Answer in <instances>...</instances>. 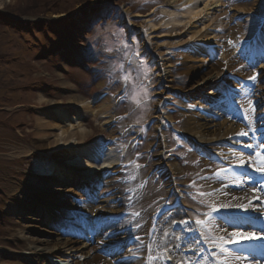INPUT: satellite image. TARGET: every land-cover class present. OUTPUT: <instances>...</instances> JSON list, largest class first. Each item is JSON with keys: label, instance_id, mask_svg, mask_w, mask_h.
<instances>
[{"label": "rangeland", "instance_id": "1", "mask_svg": "<svg viewBox=\"0 0 264 264\" xmlns=\"http://www.w3.org/2000/svg\"><path fill=\"white\" fill-rule=\"evenodd\" d=\"M203 1L191 0L190 3L185 4V1L168 3L167 0H156V2L153 0H0V16H5L0 18V263L14 264L13 252L16 250L21 252L17 242L12 241L8 236L10 223L6 204L11 200V188L14 186L26 187L29 182H32V179L37 178L33 175L36 173V163L33 158L37 151L41 150L37 145L46 146L47 143H45L46 141H37L34 136L36 118L43 117L46 113L50 117V111L57 110V106L61 108L70 106L71 102L69 101L73 95H78L83 100V104H80L78 109H83L82 105L93 107L101 101H108L109 105L105 114L96 118L94 113L88 114L87 110H81L83 118L78 123L81 125V129L87 132L83 143L87 144L98 139L118 138L115 147L117 152L113 151L114 156L117 157L118 152L124 149L126 141L123 139L125 136L132 135L131 131L125 129L130 125H121L120 116L122 113L124 114L126 108L125 113H128V110L132 108L133 105L129 106V103L133 104L138 98H148L150 91L157 89L155 96L152 97L153 103H150V109L148 110V106L143 107L137 110L135 115L129 117L138 125L146 121L147 118L148 137L145 136L140 142L142 150H134L131 154L135 163L127 167L122 166L120 182L128 183V185L126 188L122 185L119 186L120 193H122L120 197L124 195L126 200H135L137 201L136 205H142V209L148 211L146 201L157 184L148 185L152 182L151 179L147 183L146 180L142 181V177L144 174L147 175L148 171L157 164L162 136L164 144H166L163 151L166 156H173L172 158L175 160V155L171 154V150H168L169 136L166 130L158 131V126L162 122L159 116L164 114L163 120L175 123L177 129L185 134L182 126L189 114L196 115L192 116L194 120L202 118L197 112H186V107L181 105L183 98L195 101L199 96L192 98L193 93H203L198 89L199 87H195L196 82L200 79L199 75H203L208 70L211 72L216 68L223 73L219 79L215 80L216 83L219 80H228L226 74L229 71L226 72L224 68H221L223 64L216 59L207 62L206 66L197 71L196 75H191L187 79H184L183 75H178L184 65L180 62L181 57L188 55L194 57V61L200 57L203 58L204 52L199 50L197 45L182 49L190 42L196 44L197 41H187L189 35L182 33L180 26L189 22L185 18V10H189L191 6L187 7L191 4H198L201 7ZM257 4L263 9L264 1ZM260 11L261 9H258L257 12ZM109 13L117 16L116 18L111 17L115 19L114 22H118L124 28L128 38L132 37L133 41L138 42L139 51L153 65L152 78H150L153 89L149 90L146 87L147 89L138 98L139 92L136 94L133 89L128 92L124 90L120 95L115 96L118 81H126V78L118 76L119 72L122 73L121 62H124L125 56L122 58L123 61L121 59L120 61L113 60L112 63L104 62V66L98 61L97 54L89 52V47L99 32L98 27H92V24L98 16L102 18L100 22L106 24ZM173 19H181L183 23L176 25L173 23ZM213 20L210 21L211 24ZM97 22L99 21L97 20L95 23ZM197 22L200 20L190 21V24ZM111 25H113L111 22L106 24L113 30ZM238 31L237 29L228 30V33L224 32L225 36L222 40L226 46L231 45L228 47L230 53L234 52V46L241 40V32ZM123 40L124 43L127 42L126 38ZM227 40H230V44H227ZM146 41L151 45V49L160 48L165 55L162 61L150 55V48L147 51L145 45ZM185 41L187 42L185 43ZM224 44L223 46H225ZM224 50L222 54H225ZM89 59L91 61H88ZM162 64L165 66L170 64L166 70L172 71V82L169 78L164 80L162 77ZM200 65L202 66V63L198 62L192 66L197 68ZM257 66L258 63L253 62L248 65L246 70L234 69L230 72L245 78L252 77ZM113 68L114 70H112ZM115 79L118 80L117 83H115ZM186 87L194 88L186 93L183 91ZM123 92H127L124 100ZM251 94L252 92H248V98H251ZM120 96L122 97L120 98ZM241 99L246 101L248 108L251 106V102L246 96H243V93ZM172 107L174 110L182 109L170 112ZM250 118H252V114ZM57 123L61 125L59 120ZM71 126L76 128L77 125ZM67 128L69 129V127ZM54 132L57 134L58 130H54ZM55 147L44 149V152L50 154L53 159L58 157L56 158L58 162L61 159L74 157V147L69 146L70 148L65 149ZM187 151L184 149L183 153L185 152L188 158H192L193 154ZM134 154L139 155L134 156ZM118 158L120 159V156ZM77 166L73 165L79 171L81 168ZM86 166L91 167L90 164ZM180 168L182 176L190 170L181 165ZM157 170H160L157 173L158 179L162 178L165 184L168 183L169 181L164 178L168 173L161 167ZM152 178L154 179L153 176ZM20 196H24V194H20ZM120 200L122 199L120 198ZM31 209L33 210V208Z\"/></svg>", "mask_w": 264, "mask_h": 264}, {"label": "bare ground", "instance_id": "2", "mask_svg": "<svg viewBox=\"0 0 264 264\" xmlns=\"http://www.w3.org/2000/svg\"><path fill=\"white\" fill-rule=\"evenodd\" d=\"M168 3H178V2H184L185 4H188L191 2V0H167ZM258 0H251L250 3H239L238 1L234 4H232L229 9L225 8L223 4V0H204L201 7L200 5H187V8H191L189 10H185L186 12V19L189 20L188 23L182 24L181 19H173V23L176 25H182V33H187L188 36L187 41L196 40L197 42H204L206 44L211 43L213 40L222 39L225 35L224 32L228 33L227 31H233L236 29H240V27L233 26L230 28L229 22H231V18L234 16H240L245 17L249 13H257L258 9H262L259 4L262 3ZM259 6V7H258ZM264 8V6H263ZM264 11V10H263ZM262 11V12H263ZM229 12H233L228 15ZM212 21L211 24V20ZM198 21L200 22L190 24V21ZM252 20V19H251ZM199 26V27H195ZM212 26L213 30L209 31V28ZM247 29H250L247 33L241 32L244 36L241 35V38H249L252 30H254L253 25L249 22L248 25L246 24ZM198 28V29H196ZM216 32H215V31ZM242 31V30H241ZM185 41V43L187 42ZM148 51L150 52L151 56L153 55L155 58H159V61H162V59L165 57L164 53L160 50L158 47H154V49H151V45L148 41L145 43ZM194 57L190 56H184L181 57L180 62L184 65L181 72L178 73V75H183L184 79H187L188 77H191V75H196L197 71L200 69H203V66H206L207 58L204 59L200 57V59L194 61ZM223 59H227V62L225 64V70L226 71H232L235 67H240L242 70H246V66L241 64L240 56L238 54H235V52L230 51L227 49L225 52V56ZM202 63V66L194 67L192 66L194 63ZM160 63V62H159ZM163 65V64H162ZM170 66V64L163 65L162 71V77L164 80L170 79V82H172L171 78L173 76L172 71L166 70V68ZM224 65H221V68ZM260 69H263L262 72H260L257 75V78H264V65L259 66ZM196 70V71H195ZM222 71L213 69V71L210 72L208 70L203 75H199V80L196 82L195 87H199L198 89L202 92H213V94H217L221 91V88L217 85L216 79L219 78L222 74ZM262 80V79H261ZM263 85L261 87L262 92H264V81L262 82ZM194 88V87H193ZM193 88H187L183 90L184 92L188 93ZM181 90V89H180ZM206 94V93H204ZM198 95H202L201 93H193V97H197ZM71 102L70 106H67L66 108H60L59 106L56 107L57 110L50 111V117L48 116V113H46L45 116L36 118V128L34 132L35 138L40 141H43L46 144L45 145H37L38 148H41V152H44V149H50L51 147H57L59 148H72L76 146H80L83 144L84 139L86 138L87 132L81 129V125L78 123V119L81 117V110H87V113L90 112L94 115L96 118H99L100 115L105 114L108 107V101L104 100L98 103L97 105L93 107H89L87 105L84 106L83 109L80 108V104H83V100L78 95L71 96ZM59 108V109H58ZM77 108V109H76ZM205 108V107H204ZM202 107V110H204ZM206 109V108H205ZM71 110L72 112H70ZM205 115V114H204ZM192 116H196L194 114H189L187 118L185 119L182 129L191 136L197 137V139L201 143L205 144H211L213 141L217 140L220 136V138H228V137H236L240 134L241 128L232 125L229 123L222 122L221 124L217 123H211V121L207 118H199L197 120H194ZM198 118V117H197ZM58 120H62L61 125H59L57 122ZM57 121V122H56ZM64 121L66 123H64ZM264 122V119H262ZM71 125H77L75 126ZM69 127V129L67 128ZM53 130V132H52ZM54 130H58V133L55 134ZM163 140V136L161 137ZM161 143V151L158 156L157 165L161 166L162 168L166 169V172L169 176H171L170 179H172V176L176 177L180 173H182L181 169L177 165L176 161L172 159V157L166 156V153L163 151V141ZM240 145H243V142L240 143ZM70 146V147H69ZM55 147V148H56ZM81 147V146H80ZM39 151V152H40ZM67 157V155H65ZM67 159H72V157H68ZM241 159V157H239ZM72 161V160H71ZM69 164H64L63 169L70 174V178L73 181H66L61 182L57 181L56 179H48L43 182L38 181H32L27 184L26 187L24 186H14L10 190V197L11 200H9L6 204V210L9 213V229H8V236L12 241L17 242L18 248L21 252L18 250L13 252V260H15L14 264H47L49 261H47V257H53L57 259L60 262H66L69 261L68 264H111L109 261L102 260L101 257H99L96 254V247L90 246L84 243L80 242H74L70 239L64 238L59 236L54 231L50 230V228L47 226V224L51 222H46V220L49 218L48 216H53V207L59 208L63 205L64 202L70 201V195H78V193L75 190V187L79 185L78 180L83 179L82 174H75L73 173L74 169ZM78 161V160H77ZM73 162V161H72ZM77 164V163H75ZM79 164V162H78ZM38 167V166H37ZM97 171V170H96ZM95 171V172H96ZM41 174H46V171L41 169ZM96 177L101 178L103 177L102 172L98 171L96 172ZM91 178L92 180H101L98 178ZM236 178V179H235ZM89 178V180L91 181ZM235 179V180H234ZM70 180V179H69ZM230 180H234L232 183L237 184V188L226 187L221 190L220 193L214 195V200H216L219 204L226 206V207H240V206H247L250 209L248 210H241L236 208H228L230 212H234L235 210H238L239 213L244 212L247 214H257L262 210V204L264 203V198L258 195H254L253 192H250L249 190L244 188V184L242 182V177H231ZM93 183V181H92ZM111 184V181L108 182ZM94 186V185H92ZM95 189V188H94ZM109 189H103V191L100 193L103 195L105 192H107ZM24 193L26 197L29 195L28 193L34 195L40 202H42L43 205L49 207L48 210L50 213H47L45 219L44 215H41L40 213L34 211L31 209L30 202L26 200L25 196H20V194ZM231 201V202H230ZM230 202V203H229ZM45 203V204H44ZM105 204V201H100L96 206H90L89 210L90 213H100L102 211L103 206ZM56 205V206H54ZM118 205H115L112 209H110L109 213L113 214L116 213ZM96 208V209H95ZM93 209V210H92ZM251 209H255L256 211H252ZM233 233H239L238 231H225V235H233ZM238 240H242L241 236H239ZM114 242V239L112 240ZM16 258V259H15ZM18 258V259H17ZM79 258V259H78ZM238 260V258H235L234 261ZM17 261V262H16ZM113 261H116L117 264H136L135 262L131 263H123L120 261V257L116 256L114 257ZM249 264H254L250 260L247 261ZM234 263V262H233ZM2 264V263H0ZM51 264V263H50Z\"/></svg>", "mask_w": 264, "mask_h": 264}, {"label": "snow or ice", "instance_id": "3", "mask_svg": "<svg viewBox=\"0 0 264 264\" xmlns=\"http://www.w3.org/2000/svg\"><path fill=\"white\" fill-rule=\"evenodd\" d=\"M250 79H255V77H252ZM239 135L244 136V135H247V133L244 132L243 130H241V132H240ZM249 147H251V145H249ZM245 163L246 162L243 159H241L240 162H239L240 166L245 165ZM253 167H254V170L255 171L264 173V166H262V167H255V162L253 161ZM225 208H238V209H241V210H248V209H250L247 206L225 207ZM251 210L252 211H256L255 209H251ZM197 223H199V222H197ZM184 224H190L191 225V222L190 221H185ZM188 229L190 230L191 228H188ZM233 235L234 236L239 235V236L243 237V239L242 240H235V241L230 240L229 243H235L236 244V243H239L241 241H248V242H257L258 241L260 243H264V232H260L259 234H257L256 232L246 233L245 231H241L239 233H233ZM135 238L136 239H139L138 237H135ZM177 239H179V237ZM174 247L178 251V249L180 248V245L177 244ZM167 264H170V261L167 262Z\"/></svg>", "mask_w": 264, "mask_h": 264}]
</instances>
